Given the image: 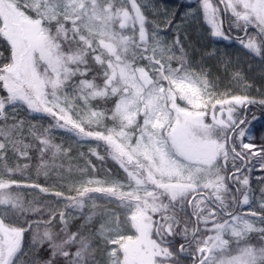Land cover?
<instances>
[{
    "label": "snow or ice",
    "instance_id": "obj_1",
    "mask_svg": "<svg viewBox=\"0 0 264 264\" xmlns=\"http://www.w3.org/2000/svg\"><path fill=\"white\" fill-rule=\"evenodd\" d=\"M220 5L236 27L257 29L244 47L260 55L264 0H200L212 36L228 39ZM0 39L10 47V57L0 63V90L7 93L0 96V264H17L26 234L41 223L45 230L33 234L31 245L39 247L41 264H89L91 255L89 237L66 228L51 231L55 212L48 220L28 219L27 213L42 209L13 191L22 187L15 178L21 168L9 164L10 151L28 158L29 136L41 154L62 151L49 138L50 129L30 126L26 134L23 120L7 122L8 109L21 105L51 115L55 127L79 138L104 142L126 174L111 183L89 179L82 188L73 186L76 196L66 197L80 209L93 193L118 203L122 211H108L99 230L110 264H181L186 252L193 264H264V246L247 241L251 232L264 234L252 219L264 223V213L233 209L250 203V191L242 199L237 195L249 185L248 176L241 179L244 169L264 172V146L252 142L247 127L246 109L256 100L218 93L206 75L190 68L179 37L169 45L156 30L149 33L138 0H0ZM93 61L102 69V84L87 78ZM97 99L111 100V107H93ZM258 103L264 106V99ZM91 154L104 159L95 150ZM229 162L231 176L225 174ZM228 179L240 186L235 193ZM91 184L101 186H86ZM60 219L66 223L65 212ZM129 226L132 234H126Z\"/></svg>",
    "mask_w": 264,
    "mask_h": 264
},
{
    "label": "trees",
    "instance_id": "obj_2",
    "mask_svg": "<svg viewBox=\"0 0 264 264\" xmlns=\"http://www.w3.org/2000/svg\"><path fill=\"white\" fill-rule=\"evenodd\" d=\"M158 1L164 3L166 6L175 7L174 4H176L174 0ZM186 7L191 6H186L183 1H181L177 9L179 10ZM241 31L242 28L237 29L236 27L226 26V32L229 35L236 36L240 34L239 37H243L244 35L248 36L250 31H255L257 34V29L255 28H248L244 33V29L242 33H240ZM257 39L259 40V37H257ZM7 57H10V47L7 45L6 41L0 39V63L4 62ZM246 57L258 61L264 68V46L261 47L260 55L253 52L250 53V57L248 54ZM215 71L220 72L219 70ZM220 76H222V73H220ZM231 76H234V74ZM87 78H96L98 84L103 83L102 69H100V66L96 65L94 61L92 62V70L88 73ZM75 79L78 80L79 77ZM237 79L238 77L236 80ZM6 95V92L0 90V96ZM255 100L257 103L250 105L248 109H246V116L249 122L247 127L253 136L252 142L255 143L257 147H261L264 146V106L258 103L262 98ZM180 103L183 106V102ZM111 104V100L107 102L102 99L92 101L93 107L105 111L111 107ZM13 117H15L16 120L24 121L26 134L27 128L30 126H35L36 129L41 132L44 129H50L49 138L52 140L53 144L59 145L62 149V151L56 153L55 156L53 155L55 149L41 154L38 141L29 136L28 140L33 144V147L29 150L28 158H16L11 151L9 152V164L13 167L19 164L21 168V171L16 173L15 178L22 182V187L19 189L14 187L13 191L19 192L26 203H29L31 207L42 209V213L40 214L34 212L27 213V218L32 221H44L50 219L53 212H55V218L52 219V223L47 225V227L53 232H60L62 228H66V230L70 232L79 231L81 235L89 237L91 240L89 264H105L107 252L106 245L105 242L98 237L97 230L100 218L105 216L111 204L107 203L92 208L85 205L78 215L69 217L65 224L61 222L60 212L66 210L68 205L66 197L70 194H74L75 190L73 184L77 183L79 179L88 176H96L125 180L126 174L120 169L119 165L108 156L104 142L89 138H79L66 128L61 129L55 127L56 120L51 115L44 112H32L27 109L26 106L21 105L18 106L15 111L11 108L8 109L7 122L12 123ZM3 123H5V120L0 118V124ZM93 128L95 129V127ZM93 150L97 151L104 159H98L97 156L92 155L91 153ZM88 161H91V165L87 163ZM25 165L27 167H25ZM92 165L95 166L94 169ZM228 168L230 171L225 174L229 176L231 174L230 162ZM243 176H248L249 185L237 194L238 199L242 197L243 191L245 190L250 191L251 196L259 195L264 198V183L260 181V178L264 177V172L260 171L258 167L255 169L249 167L248 169H244L241 173V179ZM227 184L229 185L228 181ZM23 185H39V187L33 188ZM41 188L47 189V191H41ZM57 191L62 192L64 195L62 197H57L55 195ZM235 192L236 189L233 190V193ZM229 202H231V195L229 196ZM236 206L237 205H233V209H236ZM259 213H264V209L261 208ZM89 217H91V222H89ZM21 219H23V217ZM261 225L264 227V223H261ZM45 227L46 225L44 223H41L39 229L34 225L32 231L26 234L23 241V251L17 260V264H41L40 260L37 258V253L40 252L39 247L34 248L31 247V245L33 234L37 231L42 234ZM61 236H63V233H61ZM262 236H264V234L259 231H254L248 234L247 241L257 247L264 246V238H262ZM234 247H236L235 242H233L231 246V252H233ZM71 251L74 252L75 247H73ZM48 255L47 252H41V256L44 259H47ZM60 260L63 261V257H60ZM180 260L181 264H193L191 252L181 254Z\"/></svg>",
    "mask_w": 264,
    "mask_h": 264
},
{
    "label": "rangeland",
    "instance_id": "obj_3",
    "mask_svg": "<svg viewBox=\"0 0 264 264\" xmlns=\"http://www.w3.org/2000/svg\"><path fill=\"white\" fill-rule=\"evenodd\" d=\"M138 2L140 3L141 10L147 19L149 33L156 30L158 32V38L169 45L179 37L180 45L184 49L190 68L198 74L206 75L207 79L213 83L218 93L247 95L254 100L260 98L264 99V68L258 61L246 57L247 54L250 57V53L253 52L244 47V43H247L249 37L256 36V32L250 31L248 36L243 34V37H239L240 34L236 37L229 35L226 32L224 25L226 24L225 26L228 25L232 27L236 26L228 19L231 13L224 14L223 9H221V7L223 8V5H220L221 20L223 21L222 31L229 37L228 39L212 36V29L205 20L200 1L191 7L179 10L177 9L178 5H175V7L166 6L158 0H138ZM213 2L218 3V0H213ZM169 21L171 23H169ZM236 28L238 29L240 27ZM248 28L255 27L250 25ZM243 29L244 28H242V31ZM242 31L240 33H242ZM245 31L246 30L244 29L243 33ZM175 52L177 56L181 54L179 46L175 49ZM172 66L176 67L177 62L173 61ZM215 70H219L220 72ZM220 73H222V76H220ZM233 74L234 76H231ZM237 77L238 79L236 80ZM105 123L108 126H111L110 120L105 121ZM229 176H231V174ZM89 179L106 180L109 183L114 180L124 181L115 178L88 176L79 179L77 183L73 185L82 188V186H85V182ZM228 183L231 193H233L234 189L240 187L232 179H228ZM86 186L99 187L101 185L91 184ZM71 196H76V191ZM239 199H242V197ZM262 201H264V198L259 195H253L250 197V203L248 205L241 206L237 204L238 207L236 206V209L234 210H238L241 213L249 211H256L259 213ZM107 203L111 204L110 209L107 211H115L117 213L122 211L117 202L103 198L100 193L91 194V198L87 199L85 205L92 208ZM81 211L82 209L80 208L71 207L70 202L68 201V205L64 211L66 213V222L69 217L78 215ZM252 219L254 220L257 229L263 227L259 218ZM107 220L108 217L105 214V216L100 218L99 221L97 235L102 241H104V239L100 236L99 230L101 224L106 223ZM132 231L133 230H131L129 226V231H127L126 234H132ZM108 247L110 248L112 246ZM231 254H236V247L233 248ZM105 264H110L108 251L106 252Z\"/></svg>",
    "mask_w": 264,
    "mask_h": 264
},
{
    "label": "flooded vegetation",
    "instance_id": "obj_4",
    "mask_svg": "<svg viewBox=\"0 0 264 264\" xmlns=\"http://www.w3.org/2000/svg\"><path fill=\"white\" fill-rule=\"evenodd\" d=\"M181 1H183V3L186 5V6H193V5H195V4H197L200 0H174V2L176 3V4H174V5H178ZM221 9H223L222 7H221ZM224 21H225V19H224ZM224 28H226V26L224 25ZM233 36V35H232ZM233 37H235V36H233Z\"/></svg>",
    "mask_w": 264,
    "mask_h": 264
}]
</instances>
